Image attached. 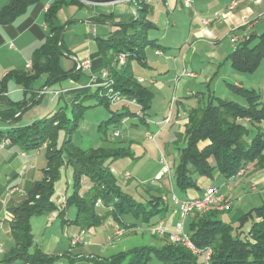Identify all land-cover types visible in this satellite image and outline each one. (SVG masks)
Here are the masks:
<instances>
[{
    "label": "trees",
    "instance_id": "obj_1",
    "mask_svg": "<svg viewBox=\"0 0 264 264\" xmlns=\"http://www.w3.org/2000/svg\"><path fill=\"white\" fill-rule=\"evenodd\" d=\"M41 0H9L0 9V25L12 22L30 5ZM96 2L97 0H82ZM66 5L81 6L79 0L53 1L44 14L47 30L45 42L37 48L32 56V68L26 72H12L7 75L25 90H30L34 81L41 75L47 76L45 85L56 83L66 78L76 79L79 71L63 70L60 59L65 55L63 32L65 24L60 23L58 13ZM144 6L136 9V16L127 25L131 33L118 40H99V50L104 58L112 53L108 65L114 80V88L121 94L136 99L141 107L140 119L150 109L153 94L141 86L135 79L131 63L144 61L143 51L151 46L160 49L154 41L148 40L146 30L150 24L144 18ZM254 39L241 42L236 50L228 56L233 71L242 74L254 73L261 62L264 64V33L256 37L257 42L251 46ZM119 54L126 55L123 66L115 64ZM6 77V78H7ZM5 78V79H6ZM237 96L245 101L241 106L233 101L214 98L216 103L209 101L204 107H192L186 110L184 133L177 136L184 138L185 146L179 149L178 161L173 168L175 187L181 192L198 190L197 178L213 179L214 172L224 180L234 178L239 171L247 168L259 171L264 169V90L256 92L242 87L230 86ZM101 89L91 93H82L69 106V116L65 108H60L51 115L32 122L30 125L0 130V142L10 141V146L17 147L22 152H31L45 147L46 167L42 179L33 182L26 190L25 197L17 204L8 208L10 235L14 247L3 256L1 264H53L57 257L45 255L34 247L31 219L45 215L57 209L52 202L54 185L60 179V171L64 166L70 167L73 177V194L66 206H74L77 216L73 223L80 228L98 226L107 220L124 228L127 225L122 216L131 214L140 219L146 227L160 223L169 212L170 205L162 201V195L169 189L157 188L156 195L138 203L132 196L124 192L117 184L110 165L122 157L135 159L129 148H90L82 150L71 138L76 131L83 114L89 107L88 100H96L98 105L109 109L105 97L100 96ZM25 104L18 106L22 109ZM9 112V111H7ZM111 117L100 125L101 131L107 133L109 124L117 126L125 117H135L136 113L119 110L110 111ZM15 113L8 114V118ZM139 117V116H138ZM0 118L4 115L0 112ZM249 119L248 127L240 122ZM250 128L256 134L250 142L243 138L249 134ZM64 137L58 145L59 133ZM115 132V131H114ZM113 132V133H114ZM115 137V136H114ZM201 143H206L202 148ZM82 178H87L91 188L85 196H80ZM100 199L103 213L98 214L95 202ZM218 212L202 216L195 215L187 219V229L191 242L199 249H212L210 264H264V205L245 213L239 220V225L233 227L218 219ZM59 215H63V211ZM156 221H153V220ZM248 223V229L243 226ZM156 238V237H155ZM158 247L143 246L128 251L116 253L106 259L96 261L97 264H148L155 259L159 264H200L199 258L193 256L184 247L171 244L167 238H161Z\"/></svg>",
    "mask_w": 264,
    "mask_h": 264
},
{
    "label": "crops",
    "instance_id": "obj_2",
    "mask_svg": "<svg viewBox=\"0 0 264 264\" xmlns=\"http://www.w3.org/2000/svg\"><path fill=\"white\" fill-rule=\"evenodd\" d=\"M53 1L56 0L36 2L12 22L0 25V112L4 115L3 119L0 118L1 131L30 125L36 120L51 115L60 108H65L67 111L71 103L80 94L91 93L95 90L91 86L88 71H79V77L76 79L66 78L48 85H45L47 76L41 75L33 82L30 90H25L22 86L16 84L13 78L7 77L12 72L31 70L26 69V64L32 61L34 51L46 40L47 30L44 14ZM79 1L81 6L66 5L58 13L60 23L65 24L63 46L65 56L71 58L72 61V68L69 71L73 69L77 71L75 69L76 62L82 60L90 61L92 72L96 73L104 69L108 65L112 53L108 52L106 58H104L99 50L98 41L118 40L125 33H131V29H128L127 25L136 14V9L144 6L146 9L144 18L150 24V27L146 30V37L148 40L154 41L155 45L159 46L160 49L151 46L146 47L143 51L144 61L142 63L135 62L143 69L153 73L158 72L160 76L155 78L152 73L148 75L149 72H147V75H145L146 72H134L133 69L132 72L136 81L137 79L143 80L139 84L148 89L153 94V97L155 94L162 96L167 93L169 105L174 100V104L177 107L176 121H181L180 123L184 126L186 123V110L188 109L183 107L179 99L191 94L186 91L188 86L187 79L197 80L202 77L203 84L211 80L209 79V76H211L209 74L212 71L205 75H202V71L199 73L193 71L192 64L195 63L197 58L208 57L214 62L220 60L221 56L226 53L223 55L219 54L217 51L209 49V47L213 45L220 47L223 38L233 35L236 41L233 42L232 38L229 41L231 47L225 46L227 52H229L226 56V59H228V56L236 50L241 42L248 39L255 40L256 37L261 35L258 31H263L264 33V0H192L190 8H185L182 0ZM8 2L9 0H0V9L6 6ZM231 2H237V6L227 12ZM242 17H248L251 23L248 26H243L241 24ZM204 20H207L208 23L204 24ZM69 31L74 37L72 40L75 41L65 46L64 38ZM236 34H239V36ZM10 44H12V47H10ZM230 48H232L231 51ZM156 52L160 54H156ZM211 64L213 67L215 63L212 62ZM235 86L240 87L237 83ZM43 90H46L47 93L40 95L39 92ZM50 91L58 92V95L52 97L48 94ZM45 97L48 99V105L41 106ZM22 104H25V106L18 110V106ZM96 105H98L97 101ZM12 113L15 114L8 118V114ZM146 114L148 115V111ZM135 117L133 118H138L137 116ZM129 118L131 117H125L120 123L127 122ZM142 125L148 126L145 118L143 120L140 119V126ZM131 130L139 131L140 127L137 124H131L125 131L126 135H129L128 133ZM129 136L134 138L133 134ZM205 145L206 143H201L199 147L202 148ZM80 148L88 150L93 147ZM95 148L100 147H94L93 149ZM42 152L45 155L44 146L31 152H22L15 146L0 150V168L7 169L4 174V181L0 180V246L3 250L0 253V262L3 260V256L7 255L14 247V241L10 235L8 208L25 197L26 190L33 182L42 179H38V176L42 174L46 167V157H42ZM112 164L110 169L115 176L116 172ZM218 177H216V180H218ZM10 179H19V181L8 188L6 183ZM131 179L132 176L126 181ZM163 179H165V176L162 174L158 181L161 183ZM214 181L215 179H197L199 189L187 191L182 199L201 197L208 186H215L230 204L229 209L220 213L218 215L220 216L230 211L234 205L233 198H236L237 202H244L241 193L246 182L247 184L252 182L264 183V169L255 171L249 167L243 171L242 176L234 177L230 180L222 178L220 185H215ZM2 182L6 183L2 185ZM90 188L91 183L88 179L82 178L80 196H85ZM252 188L251 191H253ZM56 190L59 195H56V199H53ZM72 194V170L70 167L64 166L60 171V179L54 185V195L52 197V202L57 209L31 219L34 247L40 249L45 255L56 256L57 259L53 264H97L96 261L106 259L114 254L101 256L100 251L95 254H86L83 251L85 247H91L92 249L94 247L98 248V250L113 248L114 244L120 243L123 237L138 230L137 226L124 228L116 225L111 220H107L109 233L106 237L103 236L100 239L97 233L88 235L85 229L76 228L73 223L77 216L76 207L66 206V202ZM244 205L245 210L248 212L263 206L264 200L259 195L249 202H244ZM95 208L102 209V207ZM61 211H63V215H59ZM58 221L60 224L56 226ZM178 221V211L170 206L169 212L160 223L165 225L169 231H173L174 225ZM35 223L37 225L36 235L33 232ZM117 229L124 230L123 237L114 236V232ZM81 231H84L81 241L76 246H71V237L78 235ZM156 239L159 244H162L161 238ZM11 264H15V262Z\"/></svg>",
    "mask_w": 264,
    "mask_h": 264
},
{
    "label": "rangeland",
    "instance_id": "obj_3",
    "mask_svg": "<svg viewBox=\"0 0 264 264\" xmlns=\"http://www.w3.org/2000/svg\"><path fill=\"white\" fill-rule=\"evenodd\" d=\"M67 12V11H66ZM251 23V21H250ZM264 24V21H263ZM258 33L262 34L263 31H258ZM239 36V34H236ZM234 36H226L221 40L220 47H216L215 45L210 46L209 49L217 51L219 54H225L221 56L220 60L214 62L211 58L208 57H198L194 64H192L193 71H197L198 73L202 71V75L209 73L211 76L206 83H202V77H199L197 80L188 81V86L186 91H188V96H183L180 102L183 104L185 109H189L191 107H204L207 105L209 101H212L214 104L216 101L214 98H219L225 101H233L238 103L241 106L245 105V101L237 96L230 89V86H235L236 83L246 89V90H254L256 92H262L264 90V64L261 62L258 69L252 74H242L236 73L232 71L230 67V62L226 59V56L229 52L225 46H230L229 41ZM74 37L71 35V32H67L64 38V45L67 46L70 42H74ZM257 40L255 39L251 46H253ZM217 49V50H216ZM232 48H230L231 51ZM215 63L212 67L211 63ZM60 65L63 70L69 71L72 68L71 58L66 57L65 55L60 59ZM132 69L134 72L143 71L145 75L152 73L155 78H158L160 74L158 72L153 73L149 70L143 69L137 62L133 61L131 63ZM139 83V82H138ZM228 85H230L228 87ZM154 91V90H153ZM47 97H45L41 103V106L48 105ZM167 102H166V101ZM169 96L167 93L162 96L159 94H155L151 107L148 110V115L144 114V118L148 122V126H140V116L143 114L140 113V116L135 119L133 117L129 118L125 123H119L117 126L115 124H109L107 127V133L104 134L101 131L100 125L103 121H106L110 116V111H122L126 112V109L121 106H109V109H106L103 105H96V101H87L85 102V106H91L85 110L81 121L79 122V128L72 135V142L75 145H78L82 148H90V147H100V148H118L125 147L129 148L133 153L135 159H130L127 157H122L114 160L112 166L115 169L116 181L117 184L122 188V190L128 194H130L136 202L143 203L150 198L151 194L156 195L157 188H168L169 191L177 195L179 198L185 196V194L181 193L174 184L173 181V168L178 161L179 149L185 146L184 138H179L177 140V136L184 133V125L180 123L181 121H176V112L177 107L176 104L172 105L171 108V123L163 126L164 118L169 114ZM56 106V105H55ZM55 109V108H54ZM181 109V108H180ZM131 112L139 111L135 107H130L128 109ZM69 110H67V115L69 116ZM139 119V120H138ZM181 120V118H180ZM243 122V121H240ZM131 124H137L140 127L139 131L131 130L128 134L134 135L130 137L126 135L125 131ZM244 126L248 127V123L243 122ZM249 128V127H248ZM118 131L119 135L117 137L113 136V132ZM149 133L156 134L155 141H151L147 138ZM256 134V130L250 128V132L246 135L243 140L246 142H250L252 137ZM64 137V133L60 132L58 136V145L60 146ZM42 157H45L44 152H42ZM164 159L170 168L169 173H165L160 164V160ZM46 161V160H45ZM41 165V162H40ZM70 170V169H69ZM7 171L6 168H0V180L4 181V174ZM161 172V173H159ZM128 173L132 176L130 181H126L124 178V174ZM165 176V179L158 181V178ZM215 181V185H220L222 181V177L216 180L218 176L216 172L213 174ZM42 178V174L38 176V179ZM200 179L201 177H196ZM3 179V180H2ZM212 179V180H213ZM211 180V179H210ZM18 180L10 179L9 182H2V185L6 183L8 188L15 185ZM255 187L254 191H251V188ZM199 193V192H198ZM264 200V183H245L242 188V199L244 202H249L252 199L257 198L259 195ZM56 195H59V192L56 190V194L53 199H56ZM166 195V194H163ZM244 202H237L236 198H233L234 205L231 207L230 211L218 216V219L223 221L224 223L231 224L234 228L239 225L240 218L244 215L247 210L244 207ZM102 207V204L101 206ZM98 214L103 213V209H96ZM37 220V219H36ZM122 220L127 224H134L138 227L134 233H129L128 236L121 237L122 241L120 243H115L113 248L107 249H99L91 247H85L83 249L84 253L95 254L97 251H100L101 256H110L112 254L118 253L120 251H128L133 248L143 247V246H152L158 247L159 241L155 237L150 236L147 231L146 224H144L140 219L134 218L131 214L123 215ZM153 221H156L155 219ZM108 222H102V224L98 226H87L84 228L88 235L97 233L98 238L102 239V237H106L108 232ZM187 221L185 222L184 230L187 229ZM59 221L56 223L58 226ZM249 224L245 223L243 226V231H246ZM79 227L76 225V228ZM33 232L35 235L37 234V225L34 224ZM113 242V241H112ZM82 251V250H81ZM96 251V252H95ZM102 253V254H101ZM201 261V259H199ZM15 264H19V262H15ZM148 264H159L155 259H152Z\"/></svg>",
    "mask_w": 264,
    "mask_h": 264
},
{
    "label": "built area",
    "instance_id": "obj_4",
    "mask_svg": "<svg viewBox=\"0 0 264 264\" xmlns=\"http://www.w3.org/2000/svg\"><path fill=\"white\" fill-rule=\"evenodd\" d=\"M124 2L134 1V0H121ZM185 8H190L192 6V0H182ZM237 6V2H231V4L227 8V12H230ZM136 16V14H135ZM248 17L241 18V24L243 26H248L250 24ZM204 24H207L208 21L204 20ZM233 42L236 40L233 38ZM12 47V44H10ZM156 54H160L156 52ZM126 62V55L119 54L115 59V64L119 66H123ZM32 68V62L29 61L26 64V69ZM75 69L77 71H88L91 86L94 89H101L103 93H100V96L105 97L109 105L112 106H121L124 109H129L130 107H136L139 111L136 112V116H140L141 107L136 99L127 97L118 90L114 88V80L111 77V74L108 69H101L99 72H92L91 65L89 60L77 61L75 65ZM137 82L142 83V79H137ZM40 95H44L47 93L46 90L39 92ZM49 95L55 97L58 95V92L50 91ZM174 104V100H172L169 105V114L164 118L163 125H167L171 121V108ZM243 122L248 123L249 119L245 118L241 120ZM119 135L118 131L113 133V136L117 137ZM156 134H148L147 138L151 141H155ZM10 145V141L8 139H4L0 142V150L8 147ZM160 164H162L163 170L165 173H169L170 169L166 163V161L162 158L160 160ZM243 171H239L235 177L242 176ZM125 179H129V175H124ZM254 191L255 188H252ZM162 201L165 204H168L178 211L179 221L174 225V230L169 231L165 225L162 223H158L147 228L148 233L152 237L156 238H167L168 242L171 244H177L184 247L188 250L193 256L201 259L199 261L200 264H210L212 249L210 247H206L204 249L197 248L190 240L188 234L184 230L185 222L188 218H191L195 215L202 216L205 214H209L212 212L223 213L229 209V202L225 199V197L218 191L215 186H208L204 190V194L198 198H190V199H182L175 195L172 190L169 191L168 194L162 195ZM102 204L100 199H97L95 202V207H100ZM124 233L123 229H117L114 232L115 237H120ZM84 235V231H81L78 235L71 237L70 243L71 246H76L80 241L82 236ZM2 247L0 246V253H2Z\"/></svg>",
    "mask_w": 264,
    "mask_h": 264
}]
</instances>
